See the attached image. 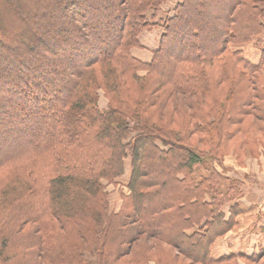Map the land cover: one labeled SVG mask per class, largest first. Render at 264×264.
<instances>
[{"label":"trees","instance_id":"1","mask_svg":"<svg viewBox=\"0 0 264 264\" xmlns=\"http://www.w3.org/2000/svg\"><path fill=\"white\" fill-rule=\"evenodd\" d=\"M167 1L0 0V148L37 139L0 157V264H237L218 164L264 139V0H176L144 62Z\"/></svg>","mask_w":264,"mask_h":264},{"label":"rangeland","instance_id":"2","mask_svg":"<svg viewBox=\"0 0 264 264\" xmlns=\"http://www.w3.org/2000/svg\"><path fill=\"white\" fill-rule=\"evenodd\" d=\"M25 1V0H24ZM177 1L176 0H168L166 3H164L162 6H160L159 11L156 13V16H152L154 13V10L150 9L148 10L147 14H146V19L148 21H150L152 24H154V22H158L157 25L158 26H154V27H150L148 30L144 31L140 37H139V42L142 45L141 48H134L132 50V54L134 56H136L137 58H139L140 60L144 61V62H148L151 58V52L157 48L158 46V40H159V36L161 34V29L159 27L161 20L167 16H170L171 10L173 9V7L176 5ZM4 14V12L0 9V15ZM10 19V17H8ZM21 23L24 25V27L27 25V23L24 21V19H21ZM22 31H18L17 32V36H21ZM33 34V32H32ZM24 38H22L23 40ZM25 53V52H24ZM106 104V100L104 99L103 95L100 93V99H99V107L101 109H103L105 107ZM55 112L51 111L48 112L47 109H42L39 117H44L47 115H50L51 118L54 117ZM31 126V124H30ZM43 137V138H42ZM44 136L40 135V140L39 142L44 143ZM260 138V137H259ZM36 138L32 137L30 139H27L25 141V143H18L15 145H12V143H6L3 145V148L1 146L0 148V157L2 156V153H4L5 151L11 152V150L17 148V147H24V146H28V145H36ZM260 140H262L263 142H259V140H256V143L254 144V148L253 149H249L251 148L250 146L248 148H245V152L244 155L242 157H238L236 154H234L232 151L229 152L227 155H225L222 158V163L218 164V168L224 173V175H228V176H232V177H236L240 182H241V176H237L231 173V170L233 171H237L240 170L242 173H246L249 176V180H252V178H256L257 175L255 173H253V171L255 170L253 168V164H258L260 167H262V162L260 161V156L262 154H264V139L260 138ZM11 146V148H10ZM5 149V150H4ZM208 167H210V165L208 164ZM201 169V168H200ZM262 171V170H260ZM130 173V169H129V160H127L125 162V174L123 175V177L118 181V185L117 186H113L110 184H106L104 182V184L106 185V190L108 191L109 194V206H110V210L111 211H117L119 206H120V196L121 193H127L126 192V183L128 181V176ZM200 174V170L199 173ZM258 181H263V176L262 174H260L258 176ZM242 184V183H241ZM248 184V183H247ZM242 192H244V188L242 185ZM231 204H227L223 207L222 211H226L229 212L231 214L235 213L234 216V220L237 218V216L239 215L238 212H235L234 207L231 208ZM234 226L229 229L224 235H222L219 238L224 237L229 231L233 230L235 225H236V221L233 222ZM145 241H151L153 242V239H144L139 241L138 243H142ZM154 244H158V242L156 240H154ZM165 250H168L170 252V254L172 255L174 252L172 250H170L165 244H160ZM264 249V245H259L257 247L256 251H260L261 249ZM257 252V253H258ZM151 253V251L149 252ZM148 253V254H149ZM154 251L152 252V259H154ZM236 257V256H235ZM146 257H143V260H145ZM149 258V257H148ZM237 258V264H248L246 263L245 257L243 256H238ZM141 259V258H140ZM142 260V261H143ZM139 264H141V262ZM154 262V261H153ZM150 264H153L152 262H150Z\"/></svg>","mask_w":264,"mask_h":264},{"label":"crops","instance_id":"3","mask_svg":"<svg viewBox=\"0 0 264 264\" xmlns=\"http://www.w3.org/2000/svg\"><path fill=\"white\" fill-rule=\"evenodd\" d=\"M260 161L262 167L258 164L252 165L255 169L253 173L257 175L252 180L238 169L231 170L232 174L241 176L240 180L245 191L233 202L235 212L239 213L234 220L236 221L234 229L213 243L211 255L215 259L230 255L251 257L257 254L259 245H264V154L260 156ZM260 174L263 176V181L259 182ZM224 213L225 219H228L231 213L226 211Z\"/></svg>","mask_w":264,"mask_h":264}]
</instances>
